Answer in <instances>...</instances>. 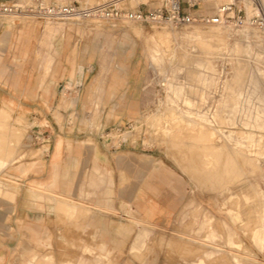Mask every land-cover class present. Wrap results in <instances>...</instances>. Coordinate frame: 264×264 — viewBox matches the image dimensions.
Masks as SVG:
<instances>
[{"label":"rangeland","instance_id":"374dc122","mask_svg":"<svg viewBox=\"0 0 264 264\" xmlns=\"http://www.w3.org/2000/svg\"><path fill=\"white\" fill-rule=\"evenodd\" d=\"M43 22L58 58H0V219L16 233L0 264H264V49L216 26ZM83 23L96 58H71ZM129 124L122 148L181 181L159 192L170 212L154 222L88 198L104 186L105 135ZM55 149L86 156L63 170L83 195L55 196Z\"/></svg>","mask_w":264,"mask_h":264},{"label":"crops","instance_id":"0c3cea01","mask_svg":"<svg viewBox=\"0 0 264 264\" xmlns=\"http://www.w3.org/2000/svg\"><path fill=\"white\" fill-rule=\"evenodd\" d=\"M13 1L14 0H0V4H10ZM110 1H120L121 6L126 9H142L144 11L157 8L161 2V0H108L106 2ZM45 2L48 1L45 0ZM92 2H94V0H54L53 4L97 5H92ZM201 6L199 8H201ZM86 25V23L81 24V28L76 25L82 29V31L86 32L85 37H87V39L81 40L76 37L75 40L71 42V58L74 57L73 52H75V49H78L77 58H96L94 43L89 41V33L92 31L89 30V27ZM79 28L72 29V32H74L76 36H78ZM43 41H45L44 47L42 46ZM54 44L58 47V44L62 45V40H56ZM46 45H48V41L45 39V26L43 21L27 19L25 22L21 20L19 23L14 22L13 24H8L4 23L0 18V58H58L59 56L57 55H52V57L48 56L46 53ZM97 56L101 58L99 54ZM127 148L128 147L110 150L109 148L99 147L97 157L105 169V182L104 186L100 190H97L95 195L92 197L88 196V198H92V204L94 206H99L101 208H105L103 204L108 198L112 199L113 202L122 199L134 205L136 208H140V212L146 216L147 221L154 222L160 220L167 216L170 210L165 208V204L159 202V192L167 188L174 190L175 182L177 181L180 183L181 181L174 176V173L166 174L163 172L150 157ZM50 157L54 159L56 167L54 173L55 181L52 187L55 196L63 199H70L71 197L77 198V196L83 195L81 192L82 188L76 189V193L74 194L71 193L72 190L68 193V188L63 185L66 175L63 170L67 167L66 165H68V162L74 158L78 159V161H82V165L83 163L85 164L86 156H68V153L64 156L60 149H55ZM39 180L40 183L38 186L40 189H43L46 183L43 184V177ZM24 187H27V184H25ZM169 209H172V207ZM15 237L16 233L13 217L8 219L1 218L0 239L9 240Z\"/></svg>","mask_w":264,"mask_h":264},{"label":"built area","instance_id":"2783aa9c","mask_svg":"<svg viewBox=\"0 0 264 264\" xmlns=\"http://www.w3.org/2000/svg\"><path fill=\"white\" fill-rule=\"evenodd\" d=\"M207 0H161L160 5L149 11L126 9L120 1H110L95 6L80 4H52L45 0H14L10 4H0V18H27L54 22H86L104 20L107 22H130L134 24L170 23L175 28L216 26L239 36L246 43L256 44L264 49V0H227L216 3L214 14L198 11ZM264 52V51H263ZM160 86L164 87L162 83ZM127 129L120 127L115 136L107 133L106 144L110 150H118L129 142V133L134 125Z\"/></svg>","mask_w":264,"mask_h":264},{"label":"bare ground","instance_id":"6f19581e","mask_svg":"<svg viewBox=\"0 0 264 264\" xmlns=\"http://www.w3.org/2000/svg\"><path fill=\"white\" fill-rule=\"evenodd\" d=\"M219 0H207V5H206V7L208 6V5H210V6H212V11L214 12V6L216 7V3L218 2ZM214 37H213V39L214 40H216L217 42L219 41H222L221 39L222 38H220L219 36V33H216V34H212ZM82 214V213H81ZM84 217V216H83Z\"/></svg>","mask_w":264,"mask_h":264}]
</instances>
